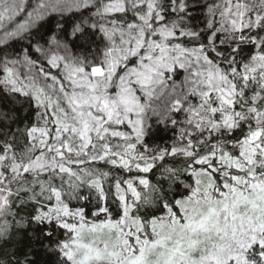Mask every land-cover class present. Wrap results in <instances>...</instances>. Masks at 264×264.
Listing matches in <instances>:
<instances>
[{"label": "snow or ice", "instance_id": "snow-or-ice-1", "mask_svg": "<svg viewBox=\"0 0 264 264\" xmlns=\"http://www.w3.org/2000/svg\"><path fill=\"white\" fill-rule=\"evenodd\" d=\"M264 264V0H0V264Z\"/></svg>", "mask_w": 264, "mask_h": 264}, {"label": "trees", "instance_id": "trees-1", "mask_svg": "<svg viewBox=\"0 0 264 264\" xmlns=\"http://www.w3.org/2000/svg\"><path fill=\"white\" fill-rule=\"evenodd\" d=\"M54 258L46 255L44 251L41 249L37 256V264H53Z\"/></svg>", "mask_w": 264, "mask_h": 264}]
</instances>
